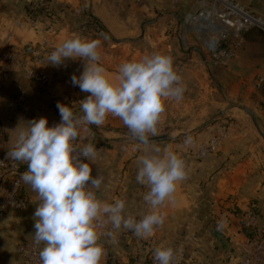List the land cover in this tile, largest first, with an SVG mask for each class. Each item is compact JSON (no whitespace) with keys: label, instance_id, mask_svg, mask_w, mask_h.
<instances>
[{"label":"crops","instance_id":"0c3cea01","mask_svg":"<svg viewBox=\"0 0 264 264\" xmlns=\"http://www.w3.org/2000/svg\"><path fill=\"white\" fill-rule=\"evenodd\" d=\"M55 1L87 7V10L91 11L90 16H95L102 22L106 33L115 41L121 40L117 44V49L113 51L103 43L104 38L100 39L101 46L98 49L101 54L100 63L112 78L118 74L122 63L149 55L148 51L154 53L165 49L166 44L163 42L167 38L165 31H156L157 26L152 25L143 31V38L133 37L135 29L118 27L120 23L117 14L112 12L109 16L104 13L103 1L106 0H53ZM147 1H151L152 6L148 8L150 11L153 10L149 14L156 15V10L166 8L167 0ZM241 1L253 10L264 11V0ZM163 14L165 12L160 11L159 15ZM118 31L122 33L117 34ZM6 32L3 24H0V45L4 43L2 39L6 36ZM63 32L60 30L54 36L49 30L40 31L33 25L22 26L20 32L15 31L13 40L16 47L30 46L32 43L49 38L48 35H50L52 38H58L57 42L49 40L53 42V45H57L60 40L62 41ZM109 35L106 36L109 38ZM105 41L113 43L109 39ZM144 42L147 43V47L141 50L136 47ZM53 50L55 48L44 55L43 63L56 73L57 84L54 90L31 84L23 75L20 65L12 68L10 82L0 84V134L2 137L0 148L12 150L19 132L26 130L29 127L28 122L33 119L46 117L48 127L60 123L58 103L53 102L54 94L61 95L59 103L71 107L74 114L81 111L79 102L90 95V93L82 92L78 86H73L70 79L73 74L77 77L82 74L84 62L79 59H67L59 67L52 66L47 57ZM173 50H176L174 44L172 45ZM140 51L142 52L139 53ZM198 51L202 60L207 61L206 54L204 55L200 49ZM188 57H190L188 60L184 58L185 61H182L173 56L174 67L178 69L186 88L194 89L192 81L201 74L200 71L203 70L204 65L199 63L200 59L195 55ZM222 70L223 91L228 104L222 106L220 112L227 116L226 125L221 126L224 119L212 123L208 130L192 137L197 138V141L193 140L191 146L195 150L199 149L203 145L199 142L202 140V135L210 134L209 132L215 127L218 130L216 129L212 136L221 135L220 145L216 151L205 155L182 154L183 151L178 154L186 161L188 176L178 184L173 200L162 206L161 211L166 216L165 222L162 226L156 227L153 233L154 236L161 238L185 236L198 243L206 242L208 250L204 253L205 257L200 258L202 262H197V264H213V262L215 264L224 262L237 264L238 259L232 235L242 233L241 214L250 206L255 205L264 216V143L252 116L244 108L235 105V102L244 103L243 105L252 109L264 131V81L258 82L259 77L264 75V33L257 29L246 31L237 55L223 65ZM189 75L192 76L191 80L187 79ZM21 89L26 91L27 101L21 107H14L13 99ZM215 89L216 87L212 85L202 93V96L208 97L206 109L212 110L215 107L214 104L218 102L219 93ZM173 101L175 104L178 102ZM167 111L165 102V111L158 125L166 121ZM98 128L100 132L96 136V133L87 125L80 126L87 140L96 141L98 135L107 139L114 138L117 142H123L126 139L120 129L126 126L119 117L108 114L104 124ZM99 145L103 146L100 142ZM132 146L140 149V154H134L127 166H115L113 163L117 159L112 155L107 157L108 154L101 155L95 162H91L90 166L93 168V177H103L98 192L101 199L109 203H114L115 198L125 199V213L139 220L150 209L143 199L148 188L136 181L137 161L138 157L144 154V146L137 144H132ZM180 147L181 150L184 149L183 144ZM118 157L123 159L121 155ZM104 171L106 173H103ZM22 195L28 200L27 206L22 209H9L0 217V264H25L19 253V246L24 240H34L33 214L41 201L38 194L24 181ZM122 228L114 230L110 224L106 226V230H112L114 236L121 232L133 234ZM215 228L221 231L224 241L214 234ZM104 237L109 238L107 236L100 238L99 242L103 245L105 244ZM41 244L44 247V244Z\"/></svg>","mask_w":264,"mask_h":264},{"label":"clouds","instance_id":"9594fccd","mask_svg":"<svg viewBox=\"0 0 264 264\" xmlns=\"http://www.w3.org/2000/svg\"><path fill=\"white\" fill-rule=\"evenodd\" d=\"M100 46V39L73 34L51 52L47 59L52 66L59 67L67 59L84 62L82 74L70 78L73 86L90 93L79 102L82 115L58 103L60 123L48 127L46 117L29 121L6 155L27 163L21 179L41 201L33 214L34 243L44 244L39 253L41 264H101L106 251L100 238H115L112 230H106L109 224L138 238L151 237L165 222L162 206L173 200L178 184L188 176L182 156L168 148L162 151L150 140L158 135L165 102L182 100L186 91L173 56L154 52L124 62L112 78L100 63ZM108 114L119 117L132 138L144 145L136 181L148 188L143 199L150 210L139 220L125 215V199L115 198L114 203L101 199L98 192L103 177H93V168L84 162H94L97 149L92 143L83 147L74 143L81 125L100 126ZM192 143L193 138L186 136L184 144ZM175 254L173 247L161 244L154 249V261L173 264Z\"/></svg>","mask_w":264,"mask_h":264},{"label":"rangeland","instance_id":"374dc122","mask_svg":"<svg viewBox=\"0 0 264 264\" xmlns=\"http://www.w3.org/2000/svg\"><path fill=\"white\" fill-rule=\"evenodd\" d=\"M239 1L246 7L250 8L245 2L241 0ZM150 6H152L151 1L147 0L103 1L104 13L109 16L112 15V12L113 14H117L120 23L118 27H132L135 29L133 37L138 39L143 38V31L147 27L156 25V31H165L167 35V38L163 40L166 46L162 52H168L182 61H185L186 59L188 60L190 58L188 56L195 55L200 59L199 63L204 65L203 70L201 69L200 71L201 74H199L198 77H195L192 81V84L195 87H193L194 89L186 88L183 99L176 104L173 100L166 101L168 109L167 118L165 122L157 125V130L158 134L168 133L169 137L164 140L155 141V146L161 148L162 151L165 148H168L177 154H181V151H183L182 154H201V150L208 145V142L214 136H212V134H214L217 127L211 130V132H209L210 134L206 133V135H202V140L199 142L203 145L197 150L191 145H185L184 140L186 136H197L204 130H208L212 123L222 119H224V122L221 126L225 127L227 122L225 118H227V116L220 112V108L228 104V101L225 98L226 95L223 91V65L215 64L211 60L212 55L202 48L197 35L191 30V27L187 23L186 19L189 14H194L195 10L198 9L197 0H167L166 8L163 10H156V15L149 14V12H153V10L150 11L148 8ZM160 11L165 12V14L160 16ZM90 12L85 6L62 1L57 3L56 1L53 2V0H0V24H3V28L7 31L6 36L2 39L4 40V43L0 46H3L6 43H12L14 47H16L13 40L15 31L20 32L22 26L30 25L35 26L36 29H39L40 31L49 30L54 36H56L57 32L60 30L64 31L62 41L72 38L73 34H79L82 37H88L89 39H101L104 36L109 35L103 30L102 22L100 24L94 20L90 16ZM116 33L121 34L122 32L118 31ZM48 37L49 38L42 39L38 42L46 41L51 50L59 46V43H63L60 40L57 45H53V42H49V40L57 42L58 38H52L50 35H48ZM183 37H185L187 44H184ZM108 39L113 43L110 44L105 40L103 43L108 46L109 49L113 51L114 49L116 50L117 44L121 40L115 41L110 35ZM173 44L176 46V50L172 51ZM136 47H139L141 50L143 47H147V43L144 42L142 45H136ZM198 49L202 50L204 55L206 54L207 61L206 59L205 61L202 60ZM141 52L142 51L139 53ZM148 54L151 53L148 51ZM54 74L56 87L57 76L56 73ZM187 79L191 80L192 76H187ZM195 80L198 83H195ZM212 85L216 87L215 90L219 93V96L217 98L218 102L214 104L215 107L210 110L206 109L208 97L202 96V93L206 92ZM45 88L50 89L48 87ZM55 95L56 94H54V96ZM243 104L244 103L235 102V105L242 108L245 106ZM80 112L81 111H77L76 113ZM87 126L93 130L91 125ZM120 129L122 130L121 133L124 138H126L123 142H117L114 138H106V140L105 137L99 135L96 141L88 140V143H92L94 146L95 144H98L95 146L97 149V157L95 160L99 159L98 157L101 155L108 154L107 157H111L112 155L117 159L113 163L115 166L124 167L131 162L134 154H140V149L132 146V144H137L138 146L144 145L132 138L127 127ZM93 132L96 133L97 136V133L100 131L93 130ZM259 134L264 143V137L261 133ZM196 139L197 138H194L193 140L197 141ZM99 142L102 143L103 146H100ZM181 144L184 145L183 150H181ZM111 152L113 153L109 154ZM211 152L209 151L206 154ZM118 155H121L123 159L121 160ZM91 162L93 161L89 160V164ZM103 173H106V171ZM125 215L127 214L125 213ZM139 216L141 217V214ZM114 237V239L110 237L108 239H105L104 237L103 239L106 255L102 258V264H156L153 252L154 249L161 244L171 246L175 250L176 254L173 264H197V262H202L200 258L205 257L204 253L208 250L206 242L198 243L185 236H180V238H161L160 236L153 235L152 237L143 239L138 238L131 233L121 232ZM197 254H199V256ZM205 262L206 261H204V263ZM213 264L215 263L213 262ZM221 264H226V262Z\"/></svg>","mask_w":264,"mask_h":264},{"label":"built area","instance_id":"2783aa9c","mask_svg":"<svg viewBox=\"0 0 264 264\" xmlns=\"http://www.w3.org/2000/svg\"><path fill=\"white\" fill-rule=\"evenodd\" d=\"M198 9L189 14L187 23L195 32L202 48L212 55L215 64L226 65L237 55L244 41V33L257 29L264 33V11L246 7L239 0H197ZM184 44H187L183 37ZM46 41L32 43L30 46L14 47L12 43L0 46V84L11 81V71L20 65L23 75L31 84L55 88L54 71L43 63V57L50 52ZM264 81L261 75L258 82ZM27 101V93L21 89L13 99L14 107H21ZM61 96L56 94L54 103H59ZM220 135L213 136L201 154L216 151ZM2 137L0 134V145ZM78 147L88 144V140L79 128V137L74 142ZM0 148V217L9 209H22L28 200L22 195V173L27 171V163L7 159V152ZM84 162H88L84 160ZM24 168L25 170H22ZM241 234L232 235V242L237 264H264V216L252 205L241 214ZM42 244L34 240H24L19 246V253L25 264H41Z\"/></svg>","mask_w":264,"mask_h":264},{"label":"water","instance_id":"95a60500","mask_svg":"<svg viewBox=\"0 0 264 264\" xmlns=\"http://www.w3.org/2000/svg\"><path fill=\"white\" fill-rule=\"evenodd\" d=\"M243 108L252 116L253 118V121L257 127V129L259 130V132L262 134V136L264 137V131L263 129L261 128L260 124H259V121H258V118L256 116V114L254 113V111L252 109H250L249 107H246V106H243ZM76 115H82V113H76ZM209 121V120H208ZM207 121V122H208ZM205 122V123H207ZM92 129L95 130V131H99V128L98 126L96 125H91ZM169 137V134L168 133H164V134H158L157 136L155 137H150V140H154V141H159V140H164L166 138ZM22 170H25L24 168H22ZM214 234L221 240V241H224V238L222 236V233L220 230H218V228H215L214 230Z\"/></svg>","mask_w":264,"mask_h":264},{"label":"trees","instance_id":"16d2710c","mask_svg":"<svg viewBox=\"0 0 264 264\" xmlns=\"http://www.w3.org/2000/svg\"><path fill=\"white\" fill-rule=\"evenodd\" d=\"M94 20H96L97 22H99L100 24H101V22H100V20L97 18V17H95V16H91ZM102 28H103V30H105L106 31V29H105V27H104V25L102 24ZM106 139V138H105ZM107 140V139H106Z\"/></svg>","mask_w":264,"mask_h":264}]
</instances>
